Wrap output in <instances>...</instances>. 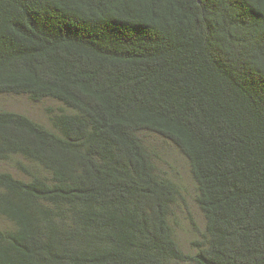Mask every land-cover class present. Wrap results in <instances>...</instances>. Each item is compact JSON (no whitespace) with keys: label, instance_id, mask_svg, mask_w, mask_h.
<instances>
[{"label":"trees","instance_id":"obj_1","mask_svg":"<svg viewBox=\"0 0 264 264\" xmlns=\"http://www.w3.org/2000/svg\"><path fill=\"white\" fill-rule=\"evenodd\" d=\"M0 96L60 106L0 110V264H264V0H0Z\"/></svg>","mask_w":264,"mask_h":264},{"label":"rangeland","instance_id":"obj_2","mask_svg":"<svg viewBox=\"0 0 264 264\" xmlns=\"http://www.w3.org/2000/svg\"><path fill=\"white\" fill-rule=\"evenodd\" d=\"M59 104L53 101L35 105L25 97L0 96V110L23 114L30 119L49 126L47 108L57 110ZM148 147L154 152L157 167L171 181L182 187V198L173 206L172 228L176 238L184 250L191 251V244L199 239L205 230V219L195 203L196 188L191 177L190 167L179 152L168 142L158 137H147ZM9 169L1 165L0 170ZM0 226L8 227V223L0 218Z\"/></svg>","mask_w":264,"mask_h":264}]
</instances>
